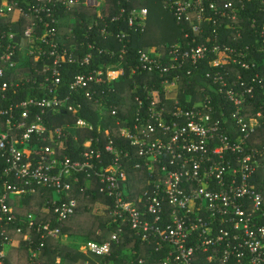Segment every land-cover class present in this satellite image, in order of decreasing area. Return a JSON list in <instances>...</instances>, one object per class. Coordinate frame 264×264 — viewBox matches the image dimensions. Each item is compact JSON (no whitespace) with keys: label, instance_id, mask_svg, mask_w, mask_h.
<instances>
[{"label":"built area","instance_id":"2783aa9c","mask_svg":"<svg viewBox=\"0 0 264 264\" xmlns=\"http://www.w3.org/2000/svg\"><path fill=\"white\" fill-rule=\"evenodd\" d=\"M129 1L0 0V19L26 20L19 37L0 30V264H6L8 254L19 246V235L27 241L32 258L47 238L62 236V226L78 208L79 199L72 193L82 179L78 190L97 188L111 200L109 214L119 221L112 240L119 241L122 223L127 222L146 247L162 253L154 258L161 264H264V146H250L253 133L264 124V102L245 108L255 97L257 85L264 93V76L257 74L247 83L238 75L229 83L220 70L206 72L205 77L219 83V92L233 106L228 113L225 106L216 108L208 94L189 106L181 104L176 98L178 72L172 79L163 78L161 89L145 84L148 103L138 98L141 105L131 123L126 117L115 122L116 132L129 141L130 148L116 143L112 125L102 127L103 115L96 135L77 132L94 129L81 113L84 100L97 102L101 113L105 110L110 84L125 74L124 53L132 33L146 31L149 9L125 5ZM79 5L96 9L89 29L97 26L100 36L116 38L120 54L113 64L75 74L64 89L65 63L90 65L94 59L92 51L75 54L60 32L67 15L71 26L66 33H73L76 16L72 13ZM163 5L185 31L187 45L140 48L132 74L144 71L163 76L180 69L189 75L203 60L219 68L227 62L244 68L256 65L244 60L249 45L238 47L219 40L222 27L236 29L233 40L241 39L242 27L235 22L245 8L242 0H163ZM113 24L120 27L113 29ZM256 25L253 19L252 26ZM260 27L264 35V22ZM86 44L96 47L90 41ZM98 50L116 54L107 47ZM24 57L31 64L22 65ZM26 83L33 94L11 99V93H18ZM41 90L44 95H39ZM157 90L165 94L164 99L157 97ZM167 98H174L173 104ZM110 108L117 116L118 106ZM60 118L62 124L56 125ZM98 133L106 136L103 148ZM104 151L110 155L106 165ZM130 160H134L133 168L145 169L135 170L140 176L145 173L139 180L137 176L134 186L143 189L136 197H131L133 183L125 163ZM43 188L47 189L43 210L49 216L36 225V212L18 214L16 206L28 196L44 194ZM11 224L15 227L9 228ZM32 229L40 239L36 249ZM111 241L87 239L81 250L109 255ZM148 263L139 256L137 264Z\"/></svg>","mask_w":264,"mask_h":264},{"label":"trees","instance_id":"16d2710c","mask_svg":"<svg viewBox=\"0 0 264 264\" xmlns=\"http://www.w3.org/2000/svg\"><path fill=\"white\" fill-rule=\"evenodd\" d=\"M115 2V0H113ZM239 0H235L238 2ZM245 4V8L241 10V19L237 20L235 23L242 29V37L238 40H233V37L237 35V30L234 28H221L220 42H226L228 44L245 47L250 46L246 50L247 55L244 60L249 62H255V66H250L249 68L242 67L241 64H231L230 62L225 63L222 68L212 67L207 60L200 62L199 67L193 70L192 74L187 75L186 70L172 71L167 75H157L148 72H137L132 74V68L137 66L138 61V50L140 48L153 49L154 47H160L162 44L167 46L173 45L175 43L181 42L184 46L187 45V37L185 36V31L182 30V26L177 24L174 17L171 15V24L167 21V18L163 16L166 10L163 5V0H130L125 2L129 7L139 6L147 7L149 9V17L147 21L146 31L141 32L137 30L132 33L131 40L127 43L128 50L124 53L123 65L125 67V74L119 82H113L110 84V91L108 93V104L105 110L101 113L98 109V104L94 100H84L83 108L81 109L82 115L93 122L94 129L92 130H82L76 129L77 132L81 131L84 136H94L97 134L99 117L103 115V128L112 125L113 134L116 143L121 145L123 148H130L129 141L120 137L116 132L118 126L115 124L118 118H129L128 124L134 118L135 111L141 105L139 99L148 103L147 92L144 89V85L148 84L149 88H160L161 80L165 77H172L177 72L180 74L181 80L179 84V90L177 97L183 105H191L194 100L204 97L208 94L212 98V102L216 108L225 106L223 110L228 113L230 109H233L231 103L223 97V94L219 92V83H215L213 78H207V71H218L223 73L229 83L237 79L238 75H242L243 79L249 83L250 79L257 74L264 76V35L261 34L262 24L264 22V10L261 9V4L264 0H242ZM124 2V1H122ZM117 11V8L114 12ZM170 13L168 10H166ZM96 9L94 7H86L79 5L73 15L76 16V23L74 25L73 33H66L70 29L71 24L67 21V15L60 23V32L64 33L67 47L75 51V54L83 56L85 53L92 51L94 53L93 63L90 65H81L79 62L75 63H65L62 69V82L61 85L64 89L69 87V83L72 77L77 73H86L90 70L99 67L100 64H113L119 59L121 43L113 37L104 38L99 35L98 27L94 26L89 29V25L94 21L96 15ZM171 14V13H170ZM153 16V18H151ZM17 18V17H16ZM66 18V19H65ZM152 19V20H151ZM253 19L256 20L257 25L252 26ZM14 17H7L0 19V30L1 31H12L17 34V37L21 36L26 26V20L21 18V20L16 21ZM175 23V24H174ZM123 28H127L124 23L121 25ZM113 29L119 28V24H113L111 26ZM175 27V30L172 28ZM68 36V39H67ZM2 37L0 36V39ZM88 41L96 45L95 48L91 49L86 44ZM200 41V39H199ZM108 48L115 49L116 54L111 55L110 52H100L98 48ZM213 57L212 54L209 58ZM32 62V61H31ZM29 61L28 64H31ZM37 67L40 69V74L43 69L42 61L37 63ZM22 70V69H19ZM27 70V69H25ZM30 70V69H29ZM38 81L43 80V76L38 73ZM19 79V76H17ZM204 80V81H203ZM264 85V82H263ZM35 86H38L35 85ZM137 86V89H135ZM259 86V87H258ZM257 85L255 88V97L249 99L246 102V107L259 106L264 102L263 89ZM205 88L204 91L202 88ZM20 91L16 94L11 93V99L19 100L33 94L30 84L20 85ZM115 89L114 91L112 89ZM109 89V87H108ZM33 90V89H32ZM159 92V93H157ZM39 95H44L43 90L39 91ZM157 97L159 99H164L165 94L162 91H156ZM188 99H191L188 101ZM168 103L174 102V98H167ZM114 104L118 106L117 116L111 114L110 106ZM61 118L55 121L56 125H61ZM127 124V125H128ZM233 126V124H232ZM233 133V131H232ZM102 139L100 147L103 148L106 141L105 134H101ZM234 134V133H233ZM251 145L264 146V124L256 129L250 140ZM134 150H131L133 157ZM103 165H106L110 161V155L104 151ZM134 160H130L126 163V168L129 173V177L133 183L131 188V197H136V194L143 189L142 185H137L136 181L140 177H144L143 172L141 176L136 173L135 170H145V169H135L133 168ZM101 164H99L100 166ZM137 176L139 177L137 180ZM135 177V178H134ZM83 178V177H82ZM83 185V179L77 184L76 189L72 193L79 199V205L75 214L65 221L62 226V236L63 235H73L82 236L87 240H93L100 243L112 240V232L117 230L119 221L114 219L109 214V207L111 205V200L104 195L100 194L97 188L94 190H87L81 192L79 189ZM43 193L39 197H26L22 205L16 206L17 213L28 214L30 212H36L38 218L36 220V225L43 220H47L49 214L43 210L45 201V194L47 189H41ZM50 193L48 194V196ZM89 195V196H88ZM18 224V221L16 222ZM57 226L58 223H53ZM8 225H6L7 227ZM26 226V225H25ZM123 231L120 232L119 241L112 240V249L109 255H96L93 253H85L81 250L80 246H76L74 243H67L62 240V236L55 238L49 237L46 239L44 246L39 250L38 256L33 257L29 252L27 241L22 239V236H18L20 243L17 248H13L7 256L6 264H137V260L140 255L145 256L148 264H161L155 261L154 258L162 256V253H156L153 250V246L146 247L142 242L140 236L136 234V231L127 224V222L122 223ZM9 228L15 227L11 224ZM27 227V226H26ZM13 230V229H12ZM15 236V231H12ZM34 236L35 249L39 245V237L34 229L31 230ZM37 243V244H36ZM143 243V244H142ZM135 249L137 253H135ZM60 259V261L58 260Z\"/></svg>","mask_w":264,"mask_h":264},{"label":"rangeland","instance_id":"374dc122","mask_svg":"<svg viewBox=\"0 0 264 264\" xmlns=\"http://www.w3.org/2000/svg\"><path fill=\"white\" fill-rule=\"evenodd\" d=\"M99 9H101V8H99ZM165 12L163 13V16H165L166 18H167V21L171 24V14L170 13H168L166 10H164ZM151 18H153V16L151 17ZM152 20V19H151ZM175 24V23H174ZM174 30H175V27H172ZM26 57H24L23 59H25ZM28 62H29V60L26 58L25 60H24V63L22 64V65H29L28 64ZM64 239H67V238H64ZM86 239H85V237H82V236H78L77 235V237L76 238H73L72 240H71V238H69V239H67L66 240V242H68V243H70V242H72V243H74L76 246H80L81 248H83L84 249V246H85V244L83 243L84 241H85Z\"/></svg>","mask_w":264,"mask_h":264},{"label":"crops","instance_id":"0c3cea01","mask_svg":"<svg viewBox=\"0 0 264 264\" xmlns=\"http://www.w3.org/2000/svg\"><path fill=\"white\" fill-rule=\"evenodd\" d=\"M77 236H73V235H63L62 236V240L64 241V242H66V240L67 239H69V238H71V240L73 239V238H76ZM64 238H67V239H64ZM68 243V242H67ZM72 242H70V244H71ZM59 261H60V259H58Z\"/></svg>","mask_w":264,"mask_h":264}]
</instances>
